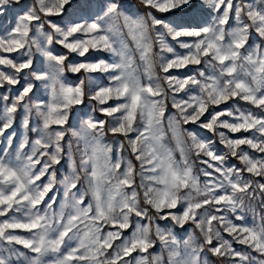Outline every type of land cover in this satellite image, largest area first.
<instances>
[{
	"label": "snow or ice",
	"instance_id": "1",
	"mask_svg": "<svg viewBox=\"0 0 264 264\" xmlns=\"http://www.w3.org/2000/svg\"><path fill=\"white\" fill-rule=\"evenodd\" d=\"M140 4L0 0V264H264V0Z\"/></svg>",
	"mask_w": 264,
	"mask_h": 264
},
{
	"label": "rangeland",
	"instance_id": "2",
	"mask_svg": "<svg viewBox=\"0 0 264 264\" xmlns=\"http://www.w3.org/2000/svg\"><path fill=\"white\" fill-rule=\"evenodd\" d=\"M121 3L124 4L127 14L132 15L133 17H135L137 15H143L145 13V11H146V9L140 4V0H121ZM156 15L157 16H162V15H166V14L156 13ZM120 24L123 25V20L122 19L120 21ZM125 31H126V29H125ZM168 40L171 41V37H168ZM252 40L258 42L257 37H255V36L252 37ZM56 47H57L58 50H62L60 46H56ZM177 51H183V50L179 49L178 46H177ZM12 55H15V53L12 54ZM95 55H97V53H94V52H92L90 50L89 56L92 57V56H95ZM100 55H104L105 57H107V53H100ZM73 58H77V57H75L74 54H73V56L69 57V59H73ZM191 67H192V69H194L196 66H191ZM187 71H189V69L174 70V74L183 76L184 73L187 72ZM156 72L158 74L162 75V73H160L159 67L156 68ZM95 75L99 76L100 74H95ZM81 78H83L81 76V74H73V73H70V72H66L65 73V82L70 84V85L78 84L79 80ZM87 87H88L87 86V82H85V91H87ZM0 91H2V90H0ZM42 91L43 90L41 89V94H42ZM241 103L243 104V102H241ZM80 107H82V106H77V108H74L73 112L76 113L78 108H80ZM221 107H223V105H221ZM84 111H87V109H84ZM89 115H93L94 117L101 118V119L103 118V116L99 112H95V113L89 112ZM14 127L16 128L18 137L22 138L23 129L19 127L18 123L16 125H14ZM186 127H189L191 129H193L194 131H197L201 136H206V135L210 136L211 135L210 133H207L205 130H201V129L196 128L195 125H188ZM9 131H11V129ZM235 135L236 136H240L241 134L237 133ZM244 135H248V134L245 133ZM30 138H34V137H30ZM213 138L216 139L215 137H213ZM109 139H111V137H109ZM166 139H167V142L169 143V145L174 147V141L171 140L170 133L168 134ZM216 146H217L218 149L223 150V146L218 143V140H217V145ZM14 147H15V145H14ZM249 151H251V150H249ZM176 155L178 157L179 153L177 152ZM230 162L231 163H238V161H236L234 159L231 160ZM252 207H253L254 211L253 210H248L247 211V213H246L247 219H246L245 223H248V224L253 223L254 222V219H253L254 217H255L256 221H258L259 220V215H257L258 213L260 215H264V210L261 209V207L258 204V202H254ZM186 227H188V226H186ZM174 231H175L176 235L179 238H184V239L187 238V233L183 229L176 228ZM196 235L197 236L200 235L198 231H196ZM224 235H225V238H229L230 239V237H228L227 233H225ZM234 246L236 248H241L242 247V246H240L238 244H236ZM152 251L160 252L159 243L157 244L156 248L154 250H152ZM163 255H164L165 259H166L167 258V253L165 252ZM254 255H255V253H254ZM208 259L210 261V264H223L222 260H220L217 257L211 256V254H208Z\"/></svg>",
	"mask_w": 264,
	"mask_h": 264
}]
</instances>
